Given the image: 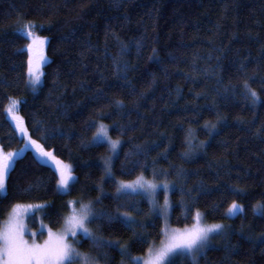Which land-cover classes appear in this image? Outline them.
Masks as SVG:
<instances>
[{
    "label": "trees",
    "instance_id": "16d2710c",
    "mask_svg": "<svg viewBox=\"0 0 264 264\" xmlns=\"http://www.w3.org/2000/svg\"><path fill=\"white\" fill-rule=\"evenodd\" d=\"M27 22L47 40L35 92L27 84L28 39L18 31ZM245 80L258 93L255 105L242 94ZM10 100L19 101L29 138L53 158L42 164L27 151L17 160L0 196V225L13 205L39 203L42 221L58 230L69 200L91 202L104 215L129 211L134 225L93 222L115 244L94 248L82 239L81 250L101 264H122V246L142 257L163 240L162 220L145 198L116 199V182L142 171L152 179L155 170L157 182L172 185L173 229L191 226L196 210L224 225L222 241L197 264H264V215L253 211L264 205V0H0L6 152L23 144L5 115ZM98 123L121 141L112 182L101 179L107 146L90 143ZM54 158L72 168L67 195L57 193ZM232 201L243 212L227 219ZM27 225L38 230L35 214Z\"/></svg>",
    "mask_w": 264,
    "mask_h": 264
},
{
    "label": "snow or ice",
    "instance_id": "6c2138e0",
    "mask_svg": "<svg viewBox=\"0 0 264 264\" xmlns=\"http://www.w3.org/2000/svg\"><path fill=\"white\" fill-rule=\"evenodd\" d=\"M34 25L31 22L22 24L18 31L28 37L30 42L27 44L28 51V67H27V82L35 92L41 82V73L39 65L45 59L43 56H38L40 46L43 45V38H34ZM242 94L245 99L252 105L259 102L258 93L252 89L248 80H245L242 87ZM117 104L121 101L117 100ZM19 101L12 100L7 108L8 116L16 125V130L25 139V145L20 152H4L0 149V194L6 197L7 182L11 172L14 170L17 160L21 159L23 154L28 150L29 144L37 151L34 157L38 162H43L44 157L52 158L51 152H45L36 140H31L28 137L27 130L23 127V119L18 115ZM205 127H208L206 124ZM215 128V125H211ZM264 130V129H261ZM191 130L185 136V142L191 144ZM93 146L108 145L111 153L104 160V175L102 180L112 182V164L113 159L118 155L121 141L119 138L112 139L108 134V126L103 123H98L95 127L92 140ZM184 155H188L185 153ZM56 181L57 190L61 193H67L72 186L75 177L72 174V168L68 164L56 161ZM159 175L155 170L152 173V179L145 176L144 171L137 175L133 180H119L116 182V199L122 197H140L147 198L149 204L155 207V200L160 191L164 194V204L161 209V216L167 215L169 208L168 194L172 191V187L167 181H159ZM100 187V185H98ZM100 198L97 197V202ZM46 205L44 204H27L19 203L13 205L11 214L6 224L0 225V264H97V261L88 253L78 251L75 246L78 241L77 236L81 239L86 238L92 247H110L94 235L88 227L93 222H98L102 218L109 223L119 221L127 228H132L134 221L131 218L129 211L121 212L119 216L104 215L94 211L92 203H79L77 207L76 201H68L66 209L68 214L64 217V229L61 232L54 233L48 229V236L43 243H38L35 239L37 233H32V240L25 239L27 226L25 217L29 213L42 211ZM35 210V212L33 211ZM190 211V210H189ZM253 211L255 214L264 215V205H254ZM243 212L242 206L236 201H232L227 209L226 216L232 217L237 213ZM193 223L190 227L184 229H172L168 231L163 229V234L166 236V241L158 248L149 246L144 257L132 256L127 252V249L121 247V256L124 258L122 264H175V257L188 259L191 264H197L199 257L207 247L209 241L215 236H219L224 232V227L220 223L206 224L202 221L201 213L196 210L193 217ZM143 228L144 225H136ZM72 237V242L69 241Z\"/></svg>",
    "mask_w": 264,
    "mask_h": 264
},
{
    "label": "rangeland",
    "instance_id": "374dc122",
    "mask_svg": "<svg viewBox=\"0 0 264 264\" xmlns=\"http://www.w3.org/2000/svg\"><path fill=\"white\" fill-rule=\"evenodd\" d=\"M20 34L22 35V36H24L25 38H27L28 39V37L27 36H25L22 32H20ZM37 36L34 34V38H36ZM43 40H44V43H43V45L42 46H40V48H39V50H38V52L36 53V55H38V56H43V57H45V59H44V61L42 62V63H40V65H39V72L41 73V82H42V75H43V67H44V65H45V63H46V61H47V58H46V56H45V48H46V44H47V40L46 39H44L43 38ZM30 42V40L28 39V43ZM26 51H27V46H26ZM28 52V51H27ZM41 82H40V84L38 85V87L41 85ZM27 84H28V82H27ZM28 86L32 89V87L28 84ZM37 87V88H38ZM37 90V89H36ZM11 101L12 100H10L9 102H8V104H7V106H6V108H5V115H6V117L8 118V120L10 121V122H12L13 124H14V126H15V129H16V125H15V123L11 120V118L8 116V112H7V108L10 106V104H11ZM18 101V100H17ZM18 107H19V104H18ZM24 127V126H23ZM17 131V130H16ZM17 135H18V137L22 140V142H23V144H22V147L21 148H23L24 147V145H25V139L23 138V136L20 134V133H18L17 132ZM29 137V136H28ZM93 145V144H92ZM104 145H106L107 146V148H108V145L105 143ZM190 146H191V144H190ZM21 148L19 149V150H16V151H12V152H20V150H21ZM1 149V148H0ZM43 149V148H42ZM44 150V149H43ZM27 151H29V152H31L32 154H33V156L35 157L36 155H37V151H36V149H34V147L33 146H31L30 144H29V147H28V150ZM26 151V152H27ZM45 152H48V151H46V150H44ZM4 152H6V151H4ZM25 152V153H26ZM111 153L109 152V149H108V155H107V157L110 155ZM106 157V158H107ZM47 158H49V157H44L43 158V162H41L42 164H51L52 162H50L49 160H46ZM52 158H53V156H52ZM105 158V159H106ZM116 158V157H115ZM115 158L113 159V161L115 160ZM104 159V160H105ZM104 160H102V165H103V168H104ZM54 161L56 162V161H59V160H57V159H55L54 158ZM61 162V161H60ZM63 163V162H62ZM64 164H66V163H64ZM57 163L56 164H53V167H54V170H55V172H56V168H57ZM112 178H113V175H112ZM57 179H58V176H57ZM170 184V183H169ZM170 186L172 187V185L170 184ZM57 193L58 194H61V195H67L68 194V192L65 194V193H61V192H59L58 190H57ZM170 193H171V191L169 192V194H168V201H169V208H168V212H167V215L166 216H164V217H162L161 216V209H162V206H163V204H164V194H163V191H160L159 192V194H158V196L156 197V200H155V207H153L152 205H150V208H151V213H152V216H158L161 220H162V224H163V229H167L168 231H171L173 228L170 226V213H171V203H170ZM3 194H0V196H2ZM147 201H148V199L147 198H145ZM69 201H73V200H69ZM77 202V207L79 206V203H89V202H84V201H76ZM148 203H149V201H148ZM21 205H27V204H21ZM44 205H46V204H44ZM92 207H93V205H92ZM45 209V208H44ZM44 209L42 210V211H40V212H35V210H33L34 212H35V215L37 216V218H38V222H39V227H38V230L37 231H32V230H30L29 228H28V225H27V220H28V218L31 216V215H33V213H29L26 217H25V223H26V226H27V230H26V233H25V239H27V240H29V242H31V240H32V233L33 232H36L37 233V235H36V237H35V239H36V241L38 242V243H43V241L47 238V236H48V227L46 226V224L42 221V215H43V211H44ZM11 211H12V209H11ZM11 211H10V213L8 214V216H7V218H6V220L4 221V223H3V225L4 224H6L7 223V221H8V219H9V216H10V214H11ZM95 211V210H94ZM97 212V211H96ZM235 216V215H234ZM234 216H232V217H234ZM201 217H202V221L204 222V223H206L205 222V220H204V217H203V215L201 214ZM227 217V216H226ZM232 217H227V219H230V218H232ZM206 224H209V223H206ZM220 224H222L223 225V223H220ZM88 227L92 230V232L94 233V235H96L97 237H99L100 238V240L102 241V242H107V243H109V244H115L114 242H111V241H106V240H104L103 238H101L98 234H97V232L94 230V229H92L91 227H90V225H88ZM190 227V226H189ZM223 227H224V225H223ZM63 229H64V222H63V225L61 226V228H59L58 230H52L54 233H57V232H61V231H63ZM182 229H184V228H182ZM41 234H44L41 238H39L40 237V235ZM223 236H224V233H222L221 235H219V236H215L213 239H211L210 241H209V243H208V245H207V247L205 248V250H204V252L207 250V249H209V248H212V247H216V246H218L219 245V243L222 241V239H223ZM84 239H86V238H84ZM72 240H73V238L72 237H69V241L70 242H72ZM75 240L76 241H78L79 243H77L75 246L77 247V249H78V251H80V252H82V253H86V252H84V251H82L81 250V248H80V243H82V239H81V237L80 236H77L76 238H75ZM162 241H166V236L164 235V238H163V240ZM162 241H161V243L160 244H158L157 246H155V247H153V248H158V247H160L161 246V244H162ZM203 252V253H204ZM202 253V254H203ZM90 255V254H89ZM146 255V254H145ZM144 255V256H145ZM144 256H142V257H144ZM178 257V256H177ZM176 258V257H175ZM97 264H101V263H99V262H97Z\"/></svg>",
    "mask_w": 264,
    "mask_h": 264
}]
</instances>
